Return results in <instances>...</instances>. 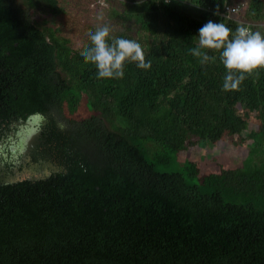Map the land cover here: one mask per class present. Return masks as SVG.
<instances>
[{
	"label": "trees",
	"instance_id": "obj_1",
	"mask_svg": "<svg viewBox=\"0 0 264 264\" xmlns=\"http://www.w3.org/2000/svg\"><path fill=\"white\" fill-rule=\"evenodd\" d=\"M106 1L109 43L137 41L150 69L97 78L80 0H0V264H264V68L224 91L219 52H189L209 20L264 34V0ZM228 146L238 161L191 154Z\"/></svg>",
	"mask_w": 264,
	"mask_h": 264
},
{
	"label": "clouds",
	"instance_id": "obj_2",
	"mask_svg": "<svg viewBox=\"0 0 264 264\" xmlns=\"http://www.w3.org/2000/svg\"><path fill=\"white\" fill-rule=\"evenodd\" d=\"M168 2L170 0L165 3ZM110 32L107 24L90 31V46L80 51L86 63L95 65L97 78H123L126 62H135L143 70L151 68V61H146L140 43L125 38H113L109 43ZM202 49L219 52V60L226 69L222 85L224 91L239 90L248 75L264 68V34L243 24L238 25L233 34V30L224 23L207 21L198 30V47L189 49L191 55L200 58L201 64H206L213 58Z\"/></svg>",
	"mask_w": 264,
	"mask_h": 264
},
{
	"label": "rangeland",
	"instance_id": "obj_3",
	"mask_svg": "<svg viewBox=\"0 0 264 264\" xmlns=\"http://www.w3.org/2000/svg\"><path fill=\"white\" fill-rule=\"evenodd\" d=\"M18 1L25 6H29V5H32V3L36 0H18ZM80 1L82 5L77 10L81 11V13H80V16L77 15L78 17L74 18L76 20H75V24L73 25L74 29L72 32L74 33L73 36L75 37H76V33L85 35L86 32L88 33L90 31H94L96 28L105 25L107 19L109 18L108 11H107L109 4L106 0H84L85 2L88 1L86 3H84L83 0H80ZM32 14L34 16V19L36 20H40L43 16L38 11H32ZM83 30H87V31H84L83 33H81V31ZM92 111H94L93 108H91V110L88 112L85 109H82V111L81 112L79 111L78 114H76V116L77 118L86 117ZM232 151H234V148L228 146L227 151L223 153L212 154V153H209L207 150L206 153H202V154L201 152L199 153L196 151H191V154L195 152L196 154L194 155L195 156L194 159L199 161V165L201 167H207L213 164V161L211 159L212 156L215 157V159H217L218 161H225L227 164L239 159L236 157H234V159L231 158L229 153ZM237 155H239V153H237ZM240 155H241L240 157H243L244 154L242 153ZM182 159H183V155H181L180 159L177 160L178 165L179 163L182 162ZM175 168H177V166L175 164H172L162 169L169 170V169H175Z\"/></svg>",
	"mask_w": 264,
	"mask_h": 264
},
{
	"label": "water",
	"instance_id": "obj_4",
	"mask_svg": "<svg viewBox=\"0 0 264 264\" xmlns=\"http://www.w3.org/2000/svg\"><path fill=\"white\" fill-rule=\"evenodd\" d=\"M41 119L40 115H32L30 116L27 120L22 122V124L26 127L27 130H22V132L19 134L22 138V141L27 143L29 146L34 145V139L36 136V130L33 127V125ZM48 168L52 171H59L61 170L60 168L55 167L52 163H47L46 167L44 169V172L48 175L49 170ZM40 169V165L33 164L30 169H26L25 172L23 173V177L26 178H33L37 176V171ZM15 181L12 177H9L7 182H12Z\"/></svg>",
	"mask_w": 264,
	"mask_h": 264
},
{
	"label": "built area",
	"instance_id": "obj_5",
	"mask_svg": "<svg viewBox=\"0 0 264 264\" xmlns=\"http://www.w3.org/2000/svg\"><path fill=\"white\" fill-rule=\"evenodd\" d=\"M139 1H141V0H139ZM238 11V7L237 6H230V5H225L224 7H223V11L220 13V15L221 16H223V15H230V14H232V13H235V12H237ZM247 27H249L248 25H246Z\"/></svg>",
	"mask_w": 264,
	"mask_h": 264
},
{
	"label": "flooded vegetation",
	"instance_id": "obj_6",
	"mask_svg": "<svg viewBox=\"0 0 264 264\" xmlns=\"http://www.w3.org/2000/svg\"><path fill=\"white\" fill-rule=\"evenodd\" d=\"M8 143H9L8 146L3 144L0 148V151L3 153V155H7V153L5 152V149H7L8 152H14L15 151V149H13V148H16V147H12L13 145H12V141L10 139H8Z\"/></svg>",
	"mask_w": 264,
	"mask_h": 264
}]
</instances>
